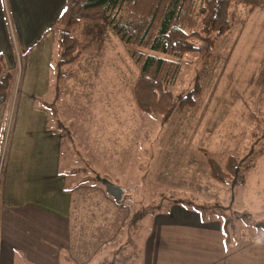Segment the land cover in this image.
Listing matches in <instances>:
<instances>
[{
    "label": "rangeland",
    "instance_id": "obj_1",
    "mask_svg": "<svg viewBox=\"0 0 264 264\" xmlns=\"http://www.w3.org/2000/svg\"><path fill=\"white\" fill-rule=\"evenodd\" d=\"M229 17L226 34L193 40L198 49L185 54L170 86L175 102L162 114L137 107L139 68L108 22L62 27L81 57L50 80L51 114L65 134L63 172L76 191L75 217L86 222L74 250L88 258L64 256L63 264H142L145 226L174 204L221 218L228 240L243 228L264 239V3L234 0ZM197 88L196 105L181 107ZM230 156L239 172L217 182L208 158L225 166ZM106 183L124 189L119 203ZM216 203L223 208L209 207Z\"/></svg>",
    "mask_w": 264,
    "mask_h": 264
},
{
    "label": "crops",
    "instance_id": "obj_2",
    "mask_svg": "<svg viewBox=\"0 0 264 264\" xmlns=\"http://www.w3.org/2000/svg\"><path fill=\"white\" fill-rule=\"evenodd\" d=\"M65 7L66 0H0V53L15 72L0 110V264L88 260L74 250L86 222L75 217L76 191L63 172L65 134L51 114L53 27ZM174 205L145 226L142 264H264L263 238L243 228L228 240L221 218Z\"/></svg>",
    "mask_w": 264,
    "mask_h": 264
},
{
    "label": "trees",
    "instance_id": "obj_3",
    "mask_svg": "<svg viewBox=\"0 0 264 264\" xmlns=\"http://www.w3.org/2000/svg\"><path fill=\"white\" fill-rule=\"evenodd\" d=\"M233 1L66 0V7L53 27L57 53L53 72L60 76L63 67L81 57L77 39L62 27L106 21L121 42L129 47V55L139 68L132 86L137 107L143 113L162 114L175 102L170 86L180 75L185 54L198 49L193 40L211 33L219 38L232 29L229 10ZM237 1L245 7L264 3V0ZM14 81L15 72L9 67L5 55L0 53V110L11 98ZM199 90L192 91L179 105L194 107ZM208 163L212 177L221 183L235 177L240 168L236 156H230L225 166L213 158H208ZM209 207L223 208L219 203ZM243 216L245 220L250 218L248 214Z\"/></svg>",
    "mask_w": 264,
    "mask_h": 264
},
{
    "label": "water",
    "instance_id": "obj_4",
    "mask_svg": "<svg viewBox=\"0 0 264 264\" xmlns=\"http://www.w3.org/2000/svg\"><path fill=\"white\" fill-rule=\"evenodd\" d=\"M106 190L110 196H112L117 203H119L124 195V189L121 187L114 186L110 183L105 184Z\"/></svg>",
    "mask_w": 264,
    "mask_h": 264
}]
</instances>
